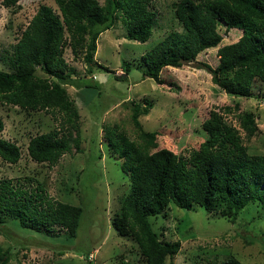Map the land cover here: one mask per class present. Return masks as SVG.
<instances>
[{
  "label": "trees",
  "instance_id": "trees-1",
  "mask_svg": "<svg viewBox=\"0 0 264 264\" xmlns=\"http://www.w3.org/2000/svg\"><path fill=\"white\" fill-rule=\"evenodd\" d=\"M16 1L4 0V4ZM54 1L59 13L40 4L13 44L7 58L10 69H0V103L27 111L57 110L65 117L69 126L65 131L61 127L37 133L26 146L33 161L49 166L72 146L79 148L78 110L64 86L68 74L65 48L81 57L86 73L95 69L108 72L94 59L99 35L120 21L128 39L144 42L152 35L155 17L152 0H103L102 4L98 0ZM174 16L181 32L169 33L141 55L142 78L171 89L175 84L161 77L162 69L195 63L194 70L205 69L221 91L240 99L251 96L253 81L264 84V0H178ZM227 31L239 36L218 47ZM215 47L218 60L214 67L196 62L201 52ZM121 64L118 80L125 79L130 69L129 62ZM152 106L148 98L142 104L130 103L136 141L116 129L103 132L110 153L118 157L129 178V188L111 223L119 235L132 237L143 264H170L180 250V241L160 238L149 217L162 214L169 203L185 209L198 205L229 221L252 204L264 210V154L249 153L238 130L216 110H210L201 122L204 136L187 156L159 148L158 130L144 131L139 121ZM239 118L248 136L255 133L254 114L245 112ZM3 128L0 117V159L14 164L21 151L15 142L1 137ZM5 214L20 227L50 233L56 226L71 238L76 236L82 208L50 200L40 183L26 191L10 179H0V225ZM10 261L9 250L0 247V264ZM118 264L138 263L120 259ZM213 264L243 263L229 254Z\"/></svg>",
  "mask_w": 264,
  "mask_h": 264
},
{
  "label": "rangeland",
  "instance_id": "rangeland-1",
  "mask_svg": "<svg viewBox=\"0 0 264 264\" xmlns=\"http://www.w3.org/2000/svg\"><path fill=\"white\" fill-rule=\"evenodd\" d=\"M177 1H151L155 13L153 30L144 42L128 39L120 21L99 35L94 59L108 72L95 69L86 73L81 57L73 56L70 48H65L63 57L68 74L64 86L78 110L79 148L72 146L53 166L33 161L26 146L37 133L61 127L65 131L69 126L63 114L57 110L27 111L0 103L4 122L1 137L15 142L21 151L14 164L0 159V179H10L26 191L34 190L40 183L50 200L82 208L76 236L71 238L56 226L50 233L35 231L20 227L17 220L3 215L0 247L9 250L11 264H118L120 259L143 264L132 237L119 235L111 223L120 198L129 188V178L121 170L118 157L110 153L103 136L105 128H111L137 140V129L130 117L131 101L142 104L144 98L151 100L153 106L139 121L144 131L158 130L159 148L187 156L204 136L201 122L210 110H216L238 130L249 153L264 154L261 81H253L251 96L240 99L221 91L204 73L205 69L194 70L195 63L162 69L161 77L175 84L171 89L167 84L158 85L150 78H142L141 55L169 33L182 30L174 16ZM98 2L102 4L103 0ZM40 4L59 13L54 0H17L8 6L0 0V69H10L7 58L13 44ZM220 33L223 35L225 31ZM226 34L218 47L234 42L239 36L238 32ZM216 49L201 52L196 62L214 67L218 60ZM122 62H129L130 69L125 79L118 80L117 76L123 72ZM245 112L254 114L256 130L250 136L239 118ZM149 220L160 238L180 241V250L170 264H213L229 254L243 264H264V210L257 204L247 206L234 221H229L218 212L207 213L198 205L185 209L169 203L162 214L150 216Z\"/></svg>",
  "mask_w": 264,
  "mask_h": 264
}]
</instances>
